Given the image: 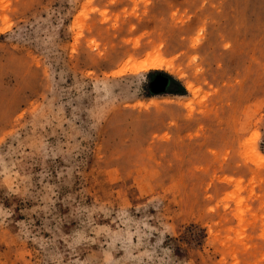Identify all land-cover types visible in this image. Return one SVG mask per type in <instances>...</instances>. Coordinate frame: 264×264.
I'll use <instances>...</instances> for the list:
<instances>
[{
  "label": "rangeland",
  "instance_id": "rangeland-1",
  "mask_svg": "<svg viewBox=\"0 0 264 264\" xmlns=\"http://www.w3.org/2000/svg\"><path fill=\"white\" fill-rule=\"evenodd\" d=\"M0 264H264V0H0Z\"/></svg>",
  "mask_w": 264,
  "mask_h": 264
},
{
  "label": "bare ground",
  "instance_id": "bare-ground-1",
  "mask_svg": "<svg viewBox=\"0 0 264 264\" xmlns=\"http://www.w3.org/2000/svg\"><path fill=\"white\" fill-rule=\"evenodd\" d=\"M162 65V61L158 58L147 60L140 64V67L142 68H157Z\"/></svg>",
  "mask_w": 264,
  "mask_h": 264
},
{
  "label": "trees",
  "instance_id": "trees-1",
  "mask_svg": "<svg viewBox=\"0 0 264 264\" xmlns=\"http://www.w3.org/2000/svg\"><path fill=\"white\" fill-rule=\"evenodd\" d=\"M158 79V77L156 78V80ZM170 82H174V83H177V81H175L174 79H171V81ZM177 84H179V83H177ZM179 86H180V84H179ZM166 91L167 92H174V93H177V92H179V91H174V90H170L169 89V84H168V87H166Z\"/></svg>",
  "mask_w": 264,
  "mask_h": 264
},
{
  "label": "flooded vegetation",
  "instance_id": "flooded-vegetation-1",
  "mask_svg": "<svg viewBox=\"0 0 264 264\" xmlns=\"http://www.w3.org/2000/svg\"><path fill=\"white\" fill-rule=\"evenodd\" d=\"M168 84L170 85V82H168Z\"/></svg>",
  "mask_w": 264,
  "mask_h": 264
}]
</instances>
